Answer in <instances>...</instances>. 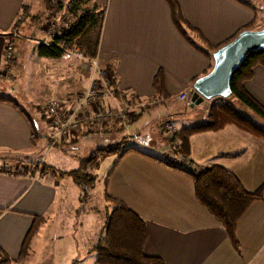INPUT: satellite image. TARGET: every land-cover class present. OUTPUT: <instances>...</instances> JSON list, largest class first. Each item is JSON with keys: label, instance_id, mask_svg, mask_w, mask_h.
Wrapping results in <instances>:
<instances>
[{"label": "crops", "instance_id": "0c3cea01", "mask_svg": "<svg viewBox=\"0 0 264 264\" xmlns=\"http://www.w3.org/2000/svg\"><path fill=\"white\" fill-rule=\"evenodd\" d=\"M26 1L0 0V64L6 33L19 15L20 6L28 8L29 16L41 9L40 0H36L32 10ZM91 1L104 5L96 53L98 66L102 69L105 66L112 68L114 91L130 95L135 102H142L145 107L141 112L138 111L131 122L123 126L126 129L128 125L134 127L137 123L135 131L140 129L138 124L143 119V113L153 107L148 105V101L158 104L153 100L155 95L152 89L153 79L158 72L162 74L166 95L161 103L180 102L176 100V96L186 92L187 99L181 102L190 107L192 80L203 76L211 68V61L191 44L200 49L204 48V42L216 46L228 41L252 21L253 14L257 20L252 30L264 27L259 25L264 20V12L260 10L264 0H170L171 5L168 0ZM175 10L185 24L186 28L182 26L185 37L174 24L172 14ZM42 35L37 24L31 18L27 19L21 37L33 44L31 51L36 60L43 59L35 54L36 42L44 39ZM77 61L64 56L53 59L48 63L52 69L53 66L56 69L49 77H52L51 80L64 78L66 84H71V81L68 82L71 78L80 75V71H85L83 63ZM67 62H74V68L67 66ZM58 86L60 89V83L56 88ZM82 87L74 84L76 93L82 92ZM244 89L264 107V68H254L253 77L244 84ZM61 91L62 89L54 90L53 93L60 94ZM44 93L39 99L45 104L51 97L47 91ZM212 101H203L189 109L201 107L199 109L205 119L206 109ZM64 103L72 104L73 101ZM173 114L170 108L164 109L161 121L175 125L171 121ZM44 123L45 126L41 127L42 141L31 147L29 128L22 116L11 106L0 103V163L10 160L9 158L26 162L31 155L37 153L41 156L43 147L47 145L44 137L49 133V128L45 121ZM186 124L189 125L175 126L178 130L181 126L191 125ZM118 127L119 125L110 124L102 131L113 133ZM99 130L101 131L100 128L88 127L77 137ZM135 136V133L129 135L127 144L136 147L133 145ZM144 140H147V136H144ZM148 143H151L150 135ZM171 150L169 145L163 152L170 156V152L173 155ZM236 153L241 154L236 158L221 159L217 163L229 171L247 192H255L264 184L263 139L233 125H226L215 132L195 133L188 139L186 159L190 169L199 172L206 169L216 156ZM150 154L131 152L120 159L106 157L103 160L107 162L102 163L105 168L104 176L100 180L103 186L102 200L104 194L120 200L143 220L147 235L143 246L145 256L158 258L163 264H264V189L262 199L250 204L237 219L234 225L236 247H233L222 226L196 201L191 179L146 156ZM31 163L37 165L34 164L36 160ZM41 166L54 173L58 172L46 165ZM62 178L45 171L35 175L28 172L20 176L0 173V253L11 261L16 262L23 239L32 222L37 219L39 228L28 244L25 258L17 264L28 263L37 247L40 254L50 243H58L63 250L67 248V239H70V248L65 252L64 264L77 263V240L71 238V235L74 233V236L79 237L83 230L74 226L72 217H63L62 210L64 206L73 208L76 217L77 214L94 211H83L79 203V191L72 180H64V183L68 186V191L71 190L74 203L65 202L61 192ZM91 193L92 190L85 203L89 202ZM101 225L95 234L94 230L91 231L93 240ZM85 257L87 264H94V256L88 253V245Z\"/></svg>", "mask_w": 264, "mask_h": 264}, {"label": "trees", "instance_id": "16d2710c", "mask_svg": "<svg viewBox=\"0 0 264 264\" xmlns=\"http://www.w3.org/2000/svg\"><path fill=\"white\" fill-rule=\"evenodd\" d=\"M40 2L41 12H36L33 16H29L28 8L24 5L20 6L18 14H24L26 20L31 18L38 28L42 29V25L46 19L42 20V17L45 14L51 13V15L58 17L65 27L58 28L52 33L47 43L38 42L35 45L36 56L45 59H58L64 56L60 44H65L68 48L75 47L79 49L85 59H96L104 5L91 0H67L66 2L40 0ZM168 3L171 5L170 0H168ZM173 12L174 24L181 35L185 37V32L182 29V26L185 27V24L181 22L179 12L177 10ZM256 20V15L253 14L252 21L240 29L239 32L242 30H252L256 25ZM21 23V21L15 19L11 24V29L18 31ZM198 37L200 38L199 35ZM230 40L216 46H210L204 42V48L200 49L194 47L192 44L191 46L211 61V52ZM255 67L264 68V50L247 54L239 67L231 75V95L228 99L237 101L264 122V107L244 89V84L253 77ZM103 69L112 77V68L105 66ZM206 73L207 71L204 74ZM195 80L196 78L192 80V83ZM113 86L112 79V88ZM152 89L155 95L153 100L161 103V100L165 99L166 95L163 90V77L160 72L153 79ZM113 92L115 91L113 90ZM190 92H192V89H190ZM228 99H214L215 101H212V104L206 109L203 123H195L178 128L174 138L171 141L168 140L173 156L183 155L187 157L188 139L192 134L219 131L226 125H233L239 130L264 140V130L247 118L245 119L239 115L233 109L231 102H228ZM0 103L11 106L22 116L29 128V143L31 147L37 146L40 140H42V136L31 115L21 108L10 96L0 95ZM107 122V126L110 124L119 125L117 131L123 129L124 125L115 117ZM107 126L101 128L99 132L108 134L104 130L102 131ZM59 145L61 144H57L56 146ZM129 152L143 154L142 152L139 153L136 147L127 144L124 137L111 146L93 150L86 159H78L77 167L66 173H54L52 170L42 167L43 171L49 172L53 176L69 177L79 191V203L83 204L89 198L90 191L95 185L96 179L93 171L97 169L99 163L110 156L120 159ZM240 154L218 155L211 160L206 169L199 172L180 168L172 159L163 160L150 155L146 156L158 161L169 169L187 175L191 179L193 195L196 201L222 226L228 241L233 247H236L234 225L250 204L262 199L261 194L264 189L263 184L255 192H247L229 171L217 163L221 159L236 158ZM18 168L20 172H23V168ZM34 172L35 168L30 173ZM103 200L106 205L101 214V228L99 233L95 235L94 240L88 244V253L93 254L94 264H163L160 259L145 256L143 253V246L147 238L143 220L120 200L112 198L107 194L103 195ZM39 225L40 223L37 219L32 222L23 239L16 262L11 261L3 253H0V264H17L22 262L25 258L28 244L37 232Z\"/></svg>", "mask_w": 264, "mask_h": 264}, {"label": "rangeland", "instance_id": "374dc122", "mask_svg": "<svg viewBox=\"0 0 264 264\" xmlns=\"http://www.w3.org/2000/svg\"><path fill=\"white\" fill-rule=\"evenodd\" d=\"M27 4L31 7L30 10H32L35 6L36 0H27ZM25 4V3H24ZM42 9H39L37 12H41ZM47 14H45L46 18ZM58 16V15H57ZM19 18L23 19L21 22V26L19 30L16 29V38H14V46L10 51L9 60L5 59L4 55V49L1 51V64H0V95L4 96H11L12 98L18 103V105L23 108L27 113H29L32 117V119L35 120L37 127L40 130V134L42 136V126H45L44 121L46 122L47 127L49 128L47 124V120L45 118L44 109L47 104V102L42 101L40 98L41 95L45 94L44 92L47 91L49 97L52 99L59 100L60 102L65 101H73V103L76 101L79 95L85 91L88 84L87 75H85V71H80V75H76L75 77L71 78L68 82L71 81V84H66L65 79H55L51 80L52 76L51 73L54 69H56V66H53L54 69H52L50 63L53 59H41L36 60L34 56L32 55V47L33 44L29 42V40H26L22 38V30L24 29L25 25H27V20L24 18V15H17L16 19L19 20ZM20 19V20H21ZM61 22V21H60ZM63 23V22H62ZM264 20L262 21L260 26H264ZM11 28L8 33L11 32ZM41 31V29H40ZM56 31V30H55ZM42 32V31H41ZM25 33V32H24ZM26 34V33H25ZM41 35V33L39 32ZM38 34V35H39ZM42 39L38 42L44 43L48 42V35H44L42 32ZM7 37V36H6ZM18 39V40H17ZM17 40V41H16ZM6 41V38H5ZM16 41V42H15ZM4 47V46H3ZM15 56V58H14ZM68 59L75 60L72 56H64ZM70 62V61H68ZM65 63L67 66L71 65L72 68H74L73 63L70 64ZM78 62V61H77ZM5 66H7V70H5ZM87 79V80H86ZM51 81V85L49 86V83ZM53 81V82H52ZM60 83V89L59 86L56 88V86ZM74 84H77L79 86H83L84 90L82 92L76 93V89H74ZM61 93H53L54 90H61ZM11 93V94H10ZM50 93V94H49ZM76 93V94H75ZM48 99V101L52 99ZM39 99V101H38ZM47 99V98H46ZM217 100V99H215ZM213 100V101H215ZM228 102H231V105L233 109L241 116H243L245 119L247 118L251 122H253L255 125H257L259 128L264 130V122L258 118L256 115H254L251 111L243 107L241 104H239L237 101L233 99H228ZM144 103V102H143ZM44 104V105H43ZM67 104V103H65ZM149 110L143 113L142 120L140 121V129L134 130V127L136 124H134V127H128L126 129H121L120 131H115L113 133H101L99 131L91 132L88 134H83L79 137H77L82 130L92 127L93 124L89 123L91 121H88L78 132H76L75 136L69 137L66 141L59 143V144H65L63 147L56 146L54 148L48 149V146H44L41 151V156L37 154L31 155L28 160L17 161L16 158H9L10 160L2 161L3 163H0V170L5 171L7 170L10 175H14L13 172H11L13 169L17 167H21L23 169H26L31 172L33 168H35L37 165H46L55 171L58 172H67L70 170H73L77 167L78 159L84 158L86 159L90 152H92L95 149L104 148L107 146H111L115 143H117L118 140L125 137V140H130L129 135L132 133L137 134V136L134 137L133 140L137 149L139 150V153L142 152L143 154L151 153L153 157L157 159H161L162 154L164 153L166 149H168L169 144L165 140L166 136L162 135L158 129L157 126L160 124L163 119L162 112L164 109H169L174 112L173 116L171 117V121L176 125H189L186 123H203L204 117L201 115V111L197 107L194 109H189L187 105L183 104L182 102H173L171 104H162L158 103L156 105H151ZM142 108H145L144 105H141L139 108V112L142 111ZM141 109V110H140ZM156 114V116H155ZM147 119H146V118ZM201 117L200 120H195L196 118ZM91 120V119H90ZM161 121V122H160ZM130 122V121H129ZM168 122V121H167ZM108 123V122H107ZM106 124H103L102 126H96L94 128H103L104 126H107ZM144 124V126H143ZM174 125V126H175ZM143 126V127H142ZM175 126V127H176ZM142 127V131H141ZM50 133V128H49ZM48 133V134H49ZM45 135L44 140L47 141V135ZM150 135L151 143H148V137ZM144 136H147V140H144ZM75 137H77L75 139ZM165 138V139H164ZM42 140H40L41 142ZM74 141V142H73ZM39 142V143H40ZM47 144V142H46ZM131 153V152H129ZM137 152H132V154ZM138 154V153H137ZM170 156H173L170 152ZM41 157V160H40ZM175 158H172L174 161ZM36 160L37 165H33L31 161ZM107 161H101L98 168L93 171V175L96 178V182L94 185V188L92 190V195L89 199L88 203L81 204L83 211H94L92 213H84L83 215L77 214V217L74 216L73 208L66 207L64 205L63 208V217L68 218L72 217L74 226L78 227V229L83 230V234L80 233L79 237L74 236V233H72L71 238H75L77 240V263L72 264H87V258L85 257L86 254V248L89 243L93 240V236L91 234V231L93 234L96 233L97 229L101 225V214L103 213L102 207L104 206V202L102 200V191L103 186L101 185V177L104 176L105 168L103 167L102 163ZM177 165V164H176ZM39 168V167H38ZM41 169H43L42 166H40ZM191 170V169H189ZM16 174H19L21 172H15ZM35 173V172H34ZM33 173V174H34ZM64 180L66 182H70L69 177H63L61 181V192L63 193L65 202L74 203L73 195L71 190L68 191V186L64 183ZM74 186V185H73ZM73 188V187H72ZM91 192V191H90ZM79 205V204H78ZM87 233H86V232ZM82 232V231H81ZM70 239H67L65 242L67 243V248H64L61 250L58 243H50L47 247L44 248L39 254V248L37 247L35 249V254H33V257L31 260L26 264H64L65 260V252L70 248L68 242ZM93 259V257H90ZM86 260V261H85Z\"/></svg>", "mask_w": 264, "mask_h": 264}, {"label": "built area", "instance_id": "2783aa9c", "mask_svg": "<svg viewBox=\"0 0 264 264\" xmlns=\"http://www.w3.org/2000/svg\"><path fill=\"white\" fill-rule=\"evenodd\" d=\"M20 19L19 21L23 20ZM64 27L65 25L60 22L58 17L49 13L44 20L41 30L44 35L46 34L49 37L55 30ZM14 38H16V30L12 29L6 37L3 47L6 60H9L10 51L14 46ZM42 42L45 44L44 41ZM60 47L64 56H72L83 63L82 67L87 75L88 84L85 91L72 104H65L56 99L47 102L44 114L50 128V133L46 136L48 149L54 148L57 144L66 141L69 137L75 136L76 132L88 121H91L89 123L93 124V127H99L115 117L122 125L126 126L131 118L137 115L139 108L143 105L142 102H135L132 97L121 91L116 90L113 92L110 74L98 66L96 59H85L82 52L75 47L68 48L65 44H60ZM5 70H7V66H5ZM186 99V92H181L176 96V100L180 102ZM154 103L153 101H148V105H154ZM157 129L169 141L174 138L177 132V128L167 121L158 124ZM172 158L168 153L162 154L161 157L163 160ZM174 162L180 168L187 170L191 168L186 157L183 155H176ZM40 166L37 165L35 167L34 175L43 173V169ZM11 172L15 176H20L29 171L26 168L23 169V172L16 174L15 172H20L17 167ZM0 173L11 174L7 170H0Z\"/></svg>", "mask_w": 264, "mask_h": 264}, {"label": "water", "instance_id": "95a60500", "mask_svg": "<svg viewBox=\"0 0 264 264\" xmlns=\"http://www.w3.org/2000/svg\"><path fill=\"white\" fill-rule=\"evenodd\" d=\"M260 10L264 12V4ZM260 50H264V27L242 30L229 42L211 52V68L193 82L189 106H198L203 101L214 99H228L231 95V75L247 54Z\"/></svg>", "mask_w": 264, "mask_h": 264}]
</instances>
